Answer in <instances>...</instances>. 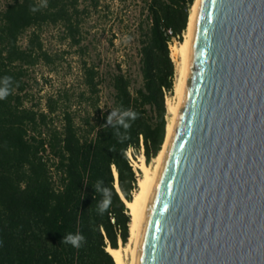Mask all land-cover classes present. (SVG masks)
Here are the masks:
<instances>
[{
  "label": "trees",
  "instance_id": "16d2710c",
  "mask_svg": "<svg viewBox=\"0 0 264 264\" xmlns=\"http://www.w3.org/2000/svg\"><path fill=\"white\" fill-rule=\"evenodd\" d=\"M196 1L145 0L136 27L119 29L136 37L140 80L124 68L132 58L127 52L110 72L101 61L84 58L76 111L69 91L35 99L34 73L39 66L57 72L68 54L47 47L46 29H55L61 43L85 57L86 23L100 11L101 0H47L35 13L30 6L42 0H0V79L12 78L10 95L0 100V264H117L108 248L129 243L126 200L133 201L142 177L127 152L133 148L137 158L143 146L151 164L163 149L166 92L174 94L176 82L171 42L178 35L180 43L185 40ZM107 84L113 106L104 110L101 92ZM128 109L139 114L128 121L129 129L107 124L113 111ZM98 181L110 195L103 214ZM69 233L85 237L81 247L62 242Z\"/></svg>",
  "mask_w": 264,
  "mask_h": 264
},
{
  "label": "water",
  "instance_id": "95a60500",
  "mask_svg": "<svg viewBox=\"0 0 264 264\" xmlns=\"http://www.w3.org/2000/svg\"><path fill=\"white\" fill-rule=\"evenodd\" d=\"M133 264H264V0L197 1Z\"/></svg>",
  "mask_w": 264,
  "mask_h": 264
},
{
  "label": "rangeland",
  "instance_id": "374dc122",
  "mask_svg": "<svg viewBox=\"0 0 264 264\" xmlns=\"http://www.w3.org/2000/svg\"><path fill=\"white\" fill-rule=\"evenodd\" d=\"M144 1L101 0L100 11H93L86 23L89 33L87 39L83 42V45L88 47L85 57L79 53L77 47H71L67 42L61 43L57 39L58 36L55 29H46L45 39L47 47L52 52L67 51L68 54L65 55L63 65L59 67L57 72H51L44 66H39L36 69L34 77L38 80L37 82H32L33 88L31 90L35 99H45L46 97L69 91L74 110L78 111V106L76 105L79 94L83 89L81 66L84 58L92 63L101 61L104 71L110 72L116 68V60L119 59L120 61L127 52L132 55V58L128 66H124V68H130L134 76L140 80L136 37L129 36V32H119V29L122 24L129 25L132 28L136 27L143 17ZM115 33L119 34L115 40V45H113L111 40L114 39ZM113 94L114 91L108 84L103 86L101 103L104 110L113 106ZM174 96L175 93L172 99H174ZM169 118L170 114L168 113V121ZM138 157L140 158L141 154ZM135 161L138 162L139 159L135 158ZM155 163V159H153L151 164H147L153 166ZM137 168L142 172L139 167ZM122 246L121 244L120 247ZM131 256V252H125L126 264L130 263Z\"/></svg>",
  "mask_w": 264,
  "mask_h": 264
},
{
  "label": "bare ground",
  "instance_id": "6f19581e",
  "mask_svg": "<svg viewBox=\"0 0 264 264\" xmlns=\"http://www.w3.org/2000/svg\"><path fill=\"white\" fill-rule=\"evenodd\" d=\"M198 1V0H197ZM193 6V11L190 17L188 31L186 32V38L182 43L174 44L171 47V55L173 60L176 63V82H175V96L174 99H170L168 101L167 107L168 112L170 114L169 124L167 128V138L166 142L163 146L162 151L160 154L155 158V165L151 166L146 163L144 157H140L139 161L136 162V166L139 167L143 175L139 181L140 189L135 194L133 201L126 200L127 207L129 209V213L132 216V221L130 224V241L127 244L128 246L125 247L124 245L118 249L108 248L111 252L113 257L115 258L117 264H126V257L125 252H131V261L129 264H133V256H134V249L135 244L139 232V228L141 225V221L144 214L145 205L149 198L153 183L156 179L158 169L162 160V157L166 151V147L173 129L174 120L178 111L179 102L181 91L183 89L184 83L186 81V74H187V64H188V55H189V42H190V34L191 28L194 18V11L197 4Z\"/></svg>",
  "mask_w": 264,
  "mask_h": 264
},
{
  "label": "clouds",
  "instance_id": "9594fccd",
  "mask_svg": "<svg viewBox=\"0 0 264 264\" xmlns=\"http://www.w3.org/2000/svg\"><path fill=\"white\" fill-rule=\"evenodd\" d=\"M47 7V0H42L41 4L38 6H30L29 10L32 13H35L40 10V8ZM11 84H12V78L5 76L3 79H0V100H4L10 95L11 91ZM139 114L131 109L124 110V111H113L108 117H107V124L112 125L115 127L116 125H119L123 127L125 130L129 129L131 127V124L128 122L135 121L138 118ZM115 118V124H113V120ZM117 136H120L121 133L117 129L116 132ZM103 181H98L95 190L96 191H102L104 194V199L100 202L98 205V212L103 214V212L108 208L110 204V195L107 191V189L102 188ZM85 237L82 234H67L62 238V242L65 244H71L73 247L79 248L82 246V243L84 242Z\"/></svg>",
  "mask_w": 264,
  "mask_h": 264
},
{
  "label": "built area",
  "instance_id": "2783aa9c",
  "mask_svg": "<svg viewBox=\"0 0 264 264\" xmlns=\"http://www.w3.org/2000/svg\"><path fill=\"white\" fill-rule=\"evenodd\" d=\"M168 33H169L170 35H173V31H172V30H169ZM183 36H184V38H186V32L183 34ZM179 39H180V36H179V35L176 36V37H174L173 40H172V42H171V46H172V44H174V43H175V44H176V43H180V42H179ZM172 98H173V94H172V92H166V102H167V104H168V101H169L170 99H172ZM127 153H128V156H129V159H130V163H131V165L134 167L135 171L137 172V175L140 176L139 169H138L137 166H136L135 157L133 156V148H130V149L128 150ZM141 156L145 158V155H144V147H143V146H142V153H141ZM137 158L139 159L138 156H137ZM145 160H146V158H145Z\"/></svg>",
  "mask_w": 264,
  "mask_h": 264
}]
</instances>
